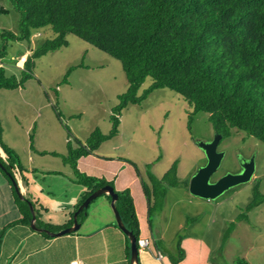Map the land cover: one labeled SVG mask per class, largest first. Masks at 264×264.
<instances>
[{
    "label": "trees",
    "instance_id": "1",
    "mask_svg": "<svg viewBox=\"0 0 264 264\" xmlns=\"http://www.w3.org/2000/svg\"><path fill=\"white\" fill-rule=\"evenodd\" d=\"M22 13L19 32L4 30L3 39L31 41L33 30L51 27L56 36L46 39L27 57L21 77L7 75L0 61V89L24 87L34 77L37 58L68 45L67 34H75L112 57L120 60L128 89L119 96L120 103L111 115L112 129L108 134L96 129L86 143L75 139L79 147L68 141V155L76 172V181L87 192L70 214L106 179L89 176L77 169V160L84 152L93 151L120 132V113L129 104L140 103L145 97L138 91L148 77L153 78L146 93L156 88H170L193 108L205 112L215 131L223 138L232 130L244 131L264 142V0H10ZM4 50L6 47L4 46ZM6 52V51H4ZM4 54H2L3 56ZM0 171L12 182L13 170L19 166L24 182L25 168L17 152L2 139ZM71 138V137H70ZM174 176V181L170 177ZM150 183L144 184L149 196L151 213L161 211L167 186L182 181L174 165L161 178L148 172ZM185 183V182H184ZM189 187V183H185ZM113 185V184H112ZM117 207L126 227L140 237V224L129 190L117 191ZM111 199L109 194H103ZM23 215L30 223L32 210L28 198L16 192ZM258 201L247 205V210ZM83 209L79 218L84 214ZM36 212V208H35ZM243 215L239 216L242 219ZM230 225L226 237L232 230ZM235 264H250L238 258ZM140 264V261H139Z\"/></svg>",
    "mask_w": 264,
    "mask_h": 264
},
{
    "label": "rangeland",
    "instance_id": "2",
    "mask_svg": "<svg viewBox=\"0 0 264 264\" xmlns=\"http://www.w3.org/2000/svg\"><path fill=\"white\" fill-rule=\"evenodd\" d=\"M21 19L22 13L14 8L10 0H0V61L9 76H22L17 59L22 47L30 44L28 41L3 39L1 34L4 30L18 33ZM55 36L53 29L47 26L33 30L31 41L40 46L46 39ZM66 39L67 46L37 58L35 75L24 84V87L35 91L34 96L31 95L33 102L36 98L35 106H24L19 102V106L16 103L19 108L13 107V97L17 101H24V97L16 95L19 91L0 89L3 117L20 128L19 133H10L9 139L15 143L23 164H27L25 154H29L30 146L41 152H51L52 149L64 152L67 135L76 148L78 143L75 139L86 143L96 129L108 134L112 129L114 107L120 103L119 96L128 89V79L120 60L75 34H67ZM152 82L153 78L148 77L140 87L138 95L146 94L140 103L129 104L121 111L119 138L107 141L104 147L114 155L121 154L124 159L144 167L158 178L175 165L180 180L190 183L192 176L207 162L206 153L198 142L211 141L217 132L209 120V114H194L193 108L178 92L170 88H156L146 93ZM5 95L12 96L11 102ZM29 124L32 125L30 129ZM232 131V136L223 138L218 146L219 150L225 151V156L212 181L227 173L239 172L242 155L255 157L254 175L251 180L230 188L214 199L215 205L201 199L204 205L202 210L197 207L200 215L196 230L213 239L219 236L221 241L230 225L227 228L222 224L221 210L214 216L217 222L211 225L213 218L210 211L215 209L218 202L234 206L235 213L242 214L245 222L241 223L240 228H235L237 224L232 227L234 234L229 233L232 244L226 259L234 263L236 259L244 258L238 253L245 251L250 258H245L248 262L264 264V142L248 136L244 131ZM116 144L120 145L117 150L114 148ZM45 153H36L37 160L62 163L61 157ZM65 168L69 170V167ZM54 172L60 171L39 169L27 174L30 193L48 205L51 213L59 212L52 203L58 206L65 199L69 181L63 174ZM174 179L172 175L170 181ZM17 181L20 186V179ZM64 181L66 183L62 185ZM175 198L173 195L170 197L172 209L177 208ZM256 200L258 204L247 210V205ZM178 208L192 213L196 209L186 198ZM241 233L245 244L239 238Z\"/></svg>",
    "mask_w": 264,
    "mask_h": 264
},
{
    "label": "crops",
    "instance_id": "3",
    "mask_svg": "<svg viewBox=\"0 0 264 264\" xmlns=\"http://www.w3.org/2000/svg\"><path fill=\"white\" fill-rule=\"evenodd\" d=\"M29 44L22 47L19 56L17 55V65H20L21 69L27 57L38 47V43L35 45L33 41H30ZM12 90L19 91L16 95L24 97V101L14 100L16 98L13 97L12 101L15 104L13 107L17 106L16 103L19 106V102L20 105L35 106L33 103L36 102V98L34 102L31 98V95L34 96L35 93L33 89L20 87ZM40 91L42 93V90ZM5 96L11 102L12 96ZM0 119L3 127L2 139L16 151L15 143L9 139L11 138L9 135L10 133H19L20 128L10 124L9 120L6 121L2 115L1 106ZM31 127L32 125L29 124L28 129ZM119 135L120 132L111 139H117ZM70 139V136L67 135L64 140V152L54 149L51 152L43 151L46 152L45 154L51 153L53 156L61 157V164L55 161H38L36 153L42 154L43 152L36 148L33 149L32 146H30L29 154H25L27 164H23L20 158V162L25 168L24 175L28 179L27 183L24 182L21 172L22 179L19 178L21 191L35 204L37 225L54 232L72 225L69 224L70 214L87 192V187L76 181V172L72 164L65 160V156L68 155ZM107 141L103 142L96 150L84 152L77 160V169L89 176L106 179L113 184L117 191H130L140 224V237L149 239V249L139 251L140 264L233 263V260L230 263L231 261L229 262L226 257L229 256V247L232 244L231 235L234 232H231V235L227 237L225 234L220 241L219 236L213 239L212 236L196 230L200 215L199 208L202 210V205H204L201 199L204 198L189 196L192 195L189 192V187L182 181L177 186H167L163 209L151 213V201L144 190V184L150 183L148 171L144 167H139L137 163L124 159L121 154L114 155L108 151L104 147ZM119 146L116 144L114 148L117 150ZM60 149L62 148L60 147ZM1 155L3 158L7 156L3 149H1ZM65 167H69V170ZM39 169L58 170L60 172L54 173L63 174L69 180L66 184L65 199L58 206L52 203L53 208L59 210L57 213H51V208L29 191L30 179L27 174L35 173ZM65 183L64 181L62 185ZM49 194L52 193L49 191ZM171 195L176 197L174 202L177 208L170 207ZM185 198L189 204L196 208L194 213L178 208L181 202H185ZM213 200L206 199L207 203L215 205L216 202ZM223 203L218 202L215 209L210 211L213 218L211 225L217 222V218L214 216L221 210L223 211L221 222L224 226L228 228V224L234 223L237 224L235 228H240L241 223L245 220L239 219L240 214L235 213L234 206L223 205ZM22 217L14 185L0 171V264H71L76 259L82 260L86 264H132L130 239L118 226L111 206V199L106 195H102L90 203L79 218L81 226L75 232L51 236L45 231L33 229L31 223L22 222ZM240 236L242 244H245L243 233ZM159 252L162 254L161 258L158 257ZM238 254L244 255V258L250 260L245 251ZM249 263L251 264L250 261Z\"/></svg>",
    "mask_w": 264,
    "mask_h": 264
},
{
    "label": "water",
    "instance_id": "4",
    "mask_svg": "<svg viewBox=\"0 0 264 264\" xmlns=\"http://www.w3.org/2000/svg\"><path fill=\"white\" fill-rule=\"evenodd\" d=\"M223 139V135L216 133L215 137L211 141H199L198 144L206 153L207 162L205 165L201 166L197 172L192 176L189 183L190 193L194 196L201 197L204 199H216L225 191L230 188L245 183L254 175L255 172V157L251 156L249 158L240 157V171L236 173H227L216 180L212 181V176L219 169L222 160L225 156V151L219 150L218 146ZM1 141H0V152H1ZM12 183L19 197L23 200L28 198L22 193L19 183L16 178L12 179ZM103 194H109L111 196V206L116 216V221L118 226L126 233L131 242V262L132 264H139V249H138V238L129 230L121 216V213L117 207V201L119 195L117 190L112 184H106L94 190L87 198L80 204L77 210L74 212V220L72 225L64 228L63 230L54 232L47 228L39 227L37 225V216L33 203L29 201L30 208L32 210L31 226L33 229L38 231H45L51 236L63 235L66 233H71L77 231L81 223L79 221V214L83 209L89 207L90 203L96 198L102 196Z\"/></svg>",
    "mask_w": 264,
    "mask_h": 264
},
{
    "label": "built area",
    "instance_id": "5",
    "mask_svg": "<svg viewBox=\"0 0 264 264\" xmlns=\"http://www.w3.org/2000/svg\"><path fill=\"white\" fill-rule=\"evenodd\" d=\"M13 173H14L15 178L17 179L21 178V171L19 170L18 167L14 168ZM137 244H138L139 251L149 249V239L148 238H145V237L138 238ZM158 257L159 258L162 257L161 252L158 253ZM71 264H86V263L82 260L76 259V260H73Z\"/></svg>",
    "mask_w": 264,
    "mask_h": 264
},
{
    "label": "flooded vegetation",
    "instance_id": "6",
    "mask_svg": "<svg viewBox=\"0 0 264 264\" xmlns=\"http://www.w3.org/2000/svg\"><path fill=\"white\" fill-rule=\"evenodd\" d=\"M242 155V154H241ZM252 155H242V156H240V157H246V158H249V157H251Z\"/></svg>",
    "mask_w": 264,
    "mask_h": 264
},
{
    "label": "bare ground",
    "instance_id": "7",
    "mask_svg": "<svg viewBox=\"0 0 264 264\" xmlns=\"http://www.w3.org/2000/svg\"><path fill=\"white\" fill-rule=\"evenodd\" d=\"M18 168H19V166H18ZM140 238V237H139Z\"/></svg>",
    "mask_w": 264,
    "mask_h": 264
}]
</instances>
